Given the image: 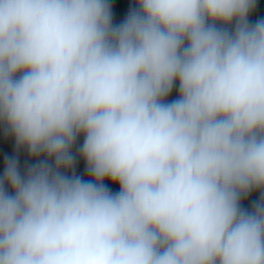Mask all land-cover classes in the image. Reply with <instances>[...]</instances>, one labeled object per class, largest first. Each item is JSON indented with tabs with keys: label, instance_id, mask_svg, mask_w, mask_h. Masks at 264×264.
<instances>
[{
	"label": "clouds",
	"instance_id": "clouds-1",
	"mask_svg": "<svg viewBox=\"0 0 264 264\" xmlns=\"http://www.w3.org/2000/svg\"><path fill=\"white\" fill-rule=\"evenodd\" d=\"M132 4L0 0V264H264L257 0Z\"/></svg>",
	"mask_w": 264,
	"mask_h": 264
}]
</instances>
